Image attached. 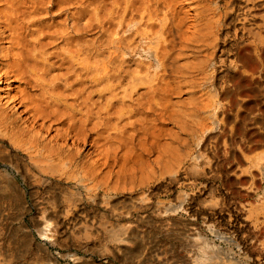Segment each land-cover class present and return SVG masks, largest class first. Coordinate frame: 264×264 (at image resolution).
Listing matches in <instances>:
<instances>
[{"label": "bare ground", "instance_id": "1", "mask_svg": "<svg viewBox=\"0 0 264 264\" xmlns=\"http://www.w3.org/2000/svg\"><path fill=\"white\" fill-rule=\"evenodd\" d=\"M216 12L235 52L224 40L218 68L226 81L206 89L209 58L196 53L210 36L216 43ZM209 134L215 144L203 151L224 153L228 193L245 191L239 211L249 236L236 240L217 227L226 197L203 187L209 199L196 213L208 220L205 264H264V187L256 183L264 182V154L250 155L264 146V0H0V207H25V188L37 211L58 202L42 217L51 220L38 221L39 240L0 217V264H59L49 245L73 236V216L118 162L117 173L153 153L182 162L189 142ZM202 157L198 150L191 160ZM51 182L57 194L39 192ZM105 219V252L134 258L122 220ZM81 236L100 233L84 227Z\"/></svg>", "mask_w": 264, "mask_h": 264}, {"label": "rangeland", "instance_id": "2", "mask_svg": "<svg viewBox=\"0 0 264 264\" xmlns=\"http://www.w3.org/2000/svg\"><path fill=\"white\" fill-rule=\"evenodd\" d=\"M222 4L223 0H219ZM221 16V12L213 14L212 21L218 26L216 43H212L210 38L200 47V52L196 55L200 58H209V64L206 66L209 77L207 88L212 89L214 85H223L227 77H220L219 71V54L223 48V41L226 40L225 46H231V52H235V36L227 33L226 24L223 18L216 21ZM194 28L188 29V35H192ZM193 60L191 56L189 58ZM186 94L183 95L185 97ZM251 128V124H248ZM204 135L188 144V153L181 158H175V155H160L158 153L146 156L145 162L136 165L135 169H128L126 172L117 173L122 166L118 162L114 167V175L107 183H101L95 191L91 193V199L84 200L80 206L78 215L74 218L73 236H61V241L54 245H49V249L56 254L61 255L59 264H205L206 247L202 238L201 228L205 227L208 222L203 213H196L200 208L205 190L209 186H215L217 191L226 197L227 205L223 213V218L216 221L217 227L222 230L228 237L238 240L241 237L249 236L247 226L241 225V219L245 216L244 212L239 211L240 203L245 201L244 190H240L241 197L230 195L229 187L224 184V179L220 176L224 166V153H217L215 150L203 151L205 145H214L216 137ZM200 139L201 146L197 142ZM204 153L201 160L193 163L191 157L197 152ZM203 151V152H202ZM218 154V155H217ZM264 154V146L252 149L250 155ZM159 162H153L156 156ZM189 155V156H188ZM214 156V158H211ZM193 163V169L189 170L190 164ZM234 166V163H232ZM205 174L203 175V173ZM261 189L264 182L256 180ZM53 182L43 185L39 190L41 193L54 196L58 189L50 186ZM264 189V188H263ZM46 190V192L42 191ZM12 192V191H11ZM12 197L14 193H12ZM191 194L195 198L190 199ZM40 195V194H39ZM25 197L27 205L25 207L15 206L13 202H1L2 209L0 217L9 218L11 227L17 229V235H21L22 227L26 224L27 228L39 240L40 235L37 232V223L49 209L56 207L52 199L48 202L47 207L42 211H37L32 204L31 194L28 188H25ZM253 203L254 197L249 198ZM7 199H5L6 201ZM13 204V205H12ZM182 206V208H179ZM173 208H179L176 212ZM234 209H237L236 212ZM105 214L103 216H101ZM40 217V218H39ZM104 221H115L116 218L122 220L125 232L131 241L127 247L131 251H137L134 258L122 261L120 257L112 254L110 251L105 252L103 249L107 244L106 233L101 230V219ZM51 220V219H49ZM97 229L100 236L94 239H83L81 234L83 228ZM197 227L198 233L192 232V228ZM77 236H81L77 238ZM226 247L238 250L233 243ZM258 250V246H253ZM256 253V252H254ZM72 254L74 256H72ZM75 258V259H72ZM28 260L30 255H28ZM244 264H251L244 261Z\"/></svg>", "mask_w": 264, "mask_h": 264}]
</instances>
